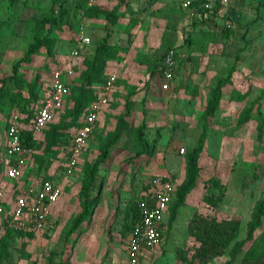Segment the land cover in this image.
Segmentation results:
<instances>
[{
    "label": "rangeland",
    "instance_id": "obj_1",
    "mask_svg": "<svg viewBox=\"0 0 264 264\" xmlns=\"http://www.w3.org/2000/svg\"><path fill=\"white\" fill-rule=\"evenodd\" d=\"M55 1L0 0V87L3 79L12 76L14 65L34 39L47 33L49 25L44 21L55 11ZM67 1L72 4L76 0ZM188 2L190 5L186 6ZM205 5L206 0H88L70 23L54 28V53L48 54L42 48L31 63L21 67L17 85L21 87L14 84L8 87L10 97L18 95L0 113V192L10 202L19 184L31 182L44 173L37 161L44 148L35 152L26 178L19 182L7 180L2 164L7 119L19 116L26 121L28 111H37L34 96L43 93L55 67L67 62L76 66L75 78L79 81L86 69L85 60L92 57L105 38L112 45L127 48V52L107 64L104 76L120 77L121 90L107 108L102 129L81 157L79 171L65 187L64 197L57 203L48 227L34 238L14 237L4 264H182L180 251L194 244L188 225L197 212L219 220L236 217L241 221L239 237L224 256L208 264H242L248 251L264 253V217L258 228L249 231L255 207L264 199V129L259 140L261 124L247 115L252 108V115L260 113L264 118V0H217L208 6L216 10V15L209 13ZM91 7L109 11L118 8L119 20L111 24L104 15L89 18L85 10ZM131 21H135L133 28ZM187 33L207 43V51L202 52L194 44L187 50L184 45ZM82 36L93 43L74 56ZM211 36L213 39L209 40ZM168 49L183 53L182 61L176 63L178 80L170 92L150 94L147 92L150 74L162 63L161 57ZM233 66L237 70L232 84L224 88L221 108L209 126L196 187L174 198L175 204L164 217L161 244L134 255L122 233L130 201L139 200L146 185L157 176L175 179L178 189L184 184L185 157L202 132L209 91ZM133 90L137 93L132 97L128 122L135 130L146 121L147 135H159L155 151L140 160L135 158L130 144L113 149L98 172L102 183L94 192L97 203L87 220L77 224L83 212L80 190L84 166L100 157L101 148L115 131L117 119L124 114L127 97ZM236 93L244 97L239 100ZM212 177L227 186L217 210L203 202L205 195L216 193L206 185ZM4 233L0 226V238Z\"/></svg>",
    "mask_w": 264,
    "mask_h": 264
},
{
    "label": "trees",
    "instance_id": "obj_2",
    "mask_svg": "<svg viewBox=\"0 0 264 264\" xmlns=\"http://www.w3.org/2000/svg\"><path fill=\"white\" fill-rule=\"evenodd\" d=\"M87 3L88 0H76L72 4H68L67 0L55 1V11L44 21V23L49 25L47 33L34 39L33 43L25 51L24 56L14 65L12 76L3 79L2 81V85L0 87V113L5 112V108L10 106L12 102H14V97L18 95L17 94L13 97H10L11 91L8 87L10 84H14L16 87H21L17 86L20 84L18 81L21 79V67L24 64L31 63L33 57L36 56L42 48L46 49L48 54L54 53V37L52 36L54 28L70 23L72 19L76 18L78 12L81 9H84ZM221 7L223 8L224 6ZM207 10L209 13L211 12L212 15H216L215 9L207 8ZM85 14L89 18H98L99 16L104 15L111 24H116L120 17L118 14V8H114L113 10L109 11L100 9L98 7H91L85 10ZM131 22L132 23H130V27L133 28L135 26V21ZM212 39L213 36L209 38V40ZM193 44L194 46L199 45V48L204 53L208 49L207 43L199 41L198 39H193L190 37L189 33H187L184 38V45L187 46V50H189L190 46ZM170 50L174 51V59L176 63L178 61L179 64L180 61H182L181 57L183 53L176 51L175 49H168L161 57L160 61L163 62L165 55ZM125 52H127V48L125 46L112 45L110 44L108 38H105L103 41H101L100 44L95 48L92 57L85 60L86 69L80 75V77H78L79 81H76L74 75L72 79L71 93L66 100L65 108L59 117L43 131L42 139L36 136L31 130H26L23 132L22 143L33 149L34 153L32 159L35 156V152H37V150L44 148L43 153L37 156V161L39 163V168L43 169V174L46 176H48L46 173L49 171V169L53 168L54 166L56 167V177L62 174L67 163L71 141L76 132L83 125V115L85 111H87L91 105L98 100V89L106 81V76H104V73L108 62L120 53ZM161 64L159 62V64L155 66L150 74L151 77L149 78L148 83L158 74ZM59 67L61 66L59 65L54 69ZM74 69L76 74H78L76 66ZM236 70L237 69L235 66L231 67L227 76L219 78L216 86L212 87L209 91L206 107L203 112L202 132L197 139L195 147L185 157L187 164V176L180 189L176 187V196L178 193L180 197L184 196L197 185L198 177L201 172L200 158L204 150L205 143L208 139L209 126L211 123H213L212 121L215 119L216 113L221 108V103L224 98V88L232 84V77ZM50 80L51 76L49 77V82ZM73 89L75 90L74 94ZM113 93L111 97L113 96ZM136 93L137 91L134 90L129 93L125 103L126 110L124 114H122L117 119L115 131L111 133L108 141L101 148L100 157L94 163H87L84 166L80 190L83 212L80 216V219L77 221V224L80 222V220H87L97 203V196L94 194V192L96 189H98V185L102 183V181L100 182V180H98V172L102 163L109 159L110 153L113 149L126 148L130 144L132 146L133 152L135 153V158L140 160L144 159L145 157H150L155 151V145L158 142L159 135H147L148 125L146 121L144 120L135 130L128 122L133 108L132 97L135 96ZM236 96L239 100L244 97V95L239 93H236ZM34 97L35 105L38 103L37 107H39L41 101L43 100V95L42 93H39ZM36 112L37 111L33 109L28 111L26 121L24 119V122L31 124ZM252 114V108L248 109L247 115L257 118L261 124L259 134V140H261L264 129V118L260 113H258V115ZM8 120L9 119H7V121ZM3 154L5 160L2 161V164L5 176L7 167L5 149L3 150ZM40 178L41 175L39 179ZM173 180L175 181V179ZM20 185L22 184H19L18 186ZM206 185L214 188L216 193L205 195L203 202L209 208L217 210L226 195L227 186L221 181V179L217 177L210 178ZM150 188L151 181L146 185L142 197L139 200L134 199L130 201L127 207V215L122 227V233L127 238L140 223L141 212L139 204L149 194ZM179 190L180 192H178ZM65 191L66 188L64 193ZM174 202L175 201L171 203L169 209L173 204H175ZM263 217L264 199L260 200L255 207L253 221L249 229L250 232L260 226ZM240 232L241 221L236 217H226L223 220H219L217 217L210 214L197 212L194 214L188 225V234L193 239L194 244L188 250L180 251L181 256L179 258L182 264H208L211 260L224 256L230 245L239 237ZM14 237L34 238L35 234L26 230L24 231L12 228L6 229L5 233L0 238V264H4V262L7 260L10 252L9 249L12 244L11 241L14 239ZM242 264H264V253H258L252 249L246 253L242 260Z\"/></svg>",
    "mask_w": 264,
    "mask_h": 264
},
{
    "label": "built area",
    "instance_id": "obj_3",
    "mask_svg": "<svg viewBox=\"0 0 264 264\" xmlns=\"http://www.w3.org/2000/svg\"><path fill=\"white\" fill-rule=\"evenodd\" d=\"M217 0H206L208 8ZM186 6L190 3H186ZM74 56H78L85 47H89L91 39L82 36ZM176 61L174 51L170 50L164 57L158 74L152 83L161 91L168 92L176 82ZM74 65H64L52 71L51 80L44 89L43 100L26 129L19 116H13L6 122V158L5 177L9 181H20L26 175V169L32 159L33 149L22 143V134L31 130L36 136L53 123L65 108L66 100L71 93ZM118 77L109 74L105 83L98 89V100L85 111L83 125L74 135L69 147V155L65 169L60 176L41 174V178L31 184L18 186L13 193V201L3 199L0 192V226L6 229L31 231L35 235L48 227L54 206L64 195L66 184L75 177L80 168L88 141L93 136L103 109L110 103ZM184 153V149H181ZM176 182L170 177H155L151 181L149 194L140 202V223L128 237L130 251L134 255L156 248L163 241L164 217L169 211L176 196ZM4 202V203H3Z\"/></svg>",
    "mask_w": 264,
    "mask_h": 264
},
{
    "label": "crops",
    "instance_id": "obj_4",
    "mask_svg": "<svg viewBox=\"0 0 264 264\" xmlns=\"http://www.w3.org/2000/svg\"><path fill=\"white\" fill-rule=\"evenodd\" d=\"M91 42H92V40H91ZM93 43V42H92ZM90 47H85V49H89ZM84 49V50H85ZM84 50H82V52H84ZM66 66V65H71L70 63H64L62 66ZM74 72H75V69H74ZM74 75L76 76L77 74H76V72L74 73ZM107 77V76H106ZM178 80V79H177ZM152 81H153V79L147 84V92L148 93H150V94H155V93H157V92H163V91H161L157 86H154L153 85V83H152ZM121 82H120V77H118V80H117V83H116V85H115V91H114V93H113V96H112V99H111V101H110V103H109V105L107 106V107H105L104 109H103V111H102V113L100 114V117H99V121H98V125H97V128H96V130H95V132H94V134H93V136L90 138V140L88 141V144H87V148L86 149H88V147H89V144H90V142H91V140L92 139H94V137H95V135L96 134H98L100 131H101V129H102V123L104 122V120H105V118H106V113H107V108H109V106L111 105V102L113 101V99H115V97H116V95L118 94V91L119 90H121ZM47 87V86H46ZM45 87V88H46ZM44 88V89H45ZM175 88V87H174ZM172 90V89H171ZM170 90V91H171ZM170 91H168V92H170ZM43 93H44V90H43ZM43 93H42V95H43ZM164 93H166V92H164ZM21 124H22V126H24V128H26V129H29L30 128V124H27L26 122H24V119H21ZM4 132H6V123H5V127H4ZM42 136V135H41ZM41 136H39V138H41ZM5 146H6V133L4 134V140H3V150L5 149ZM86 151V150H85ZM86 154V152H84V154H83V156ZM6 161H7V158H6ZM47 175H49V174H54V175H56V167L54 166L53 168H50L49 169V171L46 173ZM24 178H26V177H24ZM38 178H35L33 181H31V182H26L27 184H31V183H33V182H35L36 180H37ZM69 184V183H68ZM68 184H66V186H68ZM65 186V187H66ZM65 194V193H64ZM63 197H64V195H63ZM62 197V198H63ZM61 198V199H62ZM59 203V202H58ZM57 205V204H56ZM56 205L54 206V208H53V211H52V215L54 214V211H55V207H56ZM148 251V250H147ZM146 251H144L143 253H145Z\"/></svg>",
    "mask_w": 264,
    "mask_h": 264
}]
</instances>
